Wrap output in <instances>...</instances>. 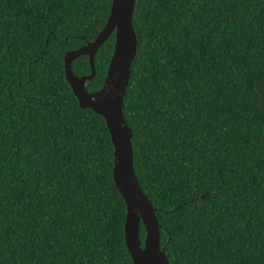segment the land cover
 I'll return each mask as SVG.
<instances>
[{"label":"trees","instance_id":"16d2710c","mask_svg":"<svg viewBox=\"0 0 264 264\" xmlns=\"http://www.w3.org/2000/svg\"><path fill=\"white\" fill-rule=\"evenodd\" d=\"M111 3L0 0V264H132L109 129L64 70ZM132 22L122 111L169 264H264V0H135Z\"/></svg>","mask_w":264,"mask_h":264},{"label":"water","instance_id":"95a60500","mask_svg":"<svg viewBox=\"0 0 264 264\" xmlns=\"http://www.w3.org/2000/svg\"><path fill=\"white\" fill-rule=\"evenodd\" d=\"M134 6L135 0H112L107 21L95 39L65 53L64 70L80 107H89L101 115L109 129L114 147L112 177L126 204L124 239L132 264H169L164 248L160 246V225L154 208L135 174L132 131L126 124L122 111L130 67L137 50V36L132 23ZM112 33L114 47L106 76L101 87L90 92L86 89V81L95 75L94 55ZM80 55H88L91 68L88 75L76 76L71 69L72 61ZM114 120H119V134L113 127ZM140 223L145 229L143 244L139 235Z\"/></svg>","mask_w":264,"mask_h":264},{"label":"snow or ice","instance_id":"6c2138e0","mask_svg":"<svg viewBox=\"0 0 264 264\" xmlns=\"http://www.w3.org/2000/svg\"><path fill=\"white\" fill-rule=\"evenodd\" d=\"M101 103H103V102L101 101ZM113 127L116 129V131H117L118 134L121 132L119 120H114L113 121ZM122 151H123V148L121 147V152Z\"/></svg>","mask_w":264,"mask_h":264},{"label":"clouds","instance_id":"9594fccd","mask_svg":"<svg viewBox=\"0 0 264 264\" xmlns=\"http://www.w3.org/2000/svg\"><path fill=\"white\" fill-rule=\"evenodd\" d=\"M133 23V22H132ZM102 30V29H101ZM93 40H90V41H87L86 43H84L83 45H85V44H87L88 42H92ZM83 45H81V46H83ZM81 46H79V47H81ZM77 49V48H76ZM140 229V228H139ZM140 232V231H139ZM144 234H145V229H144ZM140 235V234H139ZM141 238V237H140ZM144 238H145V235H144ZM142 240V239H141ZM144 241V240H143ZM142 244H143V242H142ZM160 246H161V244H160ZM161 248H163V247H161Z\"/></svg>","mask_w":264,"mask_h":264}]
</instances>
